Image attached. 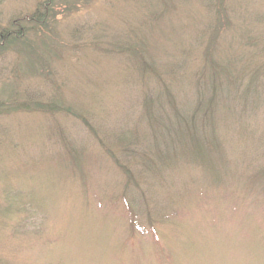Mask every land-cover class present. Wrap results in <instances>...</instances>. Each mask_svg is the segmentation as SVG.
<instances>
[{"label":"rangeland","instance_id":"374dc122","mask_svg":"<svg viewBox=\"0 0 264 264\" xmlns=\"http://www.w3.org/2000/svg\"><path fill=\"white\" fill-rule=\"evenodd\" d=\"M0 264H264V0H0Z\"/></svg>","mask_w":264,"mask_h":264},{"label":"trees","instance_id":"16d2710c","mask_svg":"<svg viewBox=\"0 0 264 264\" xmlns=\"http://www.w3.org/2000/svg\"><path fill=\"white\" fill-rule=\"evenodd\" d=\"M175 119L176 121H179V122H182V118L180 117V113L178 112V110H175ZM193 119V116L192 115H188L186 116V121L189 123L191 120ZM194 128V127H193ZM192 129V128H191ZM180 135V134H179ZM181 136L184 138L186 135L185 134H181ZM198 143V142H197Z\"/></svg>","mask_w":264,"mask_h":264}]
</instances>
